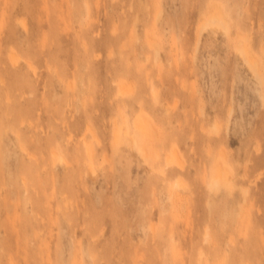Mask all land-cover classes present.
I'll use <instances>...</instances> for the list:
<instances>
[{
  "label": "rangeland",
  "instance_id": "rangeland-1",
  "mask_svg": "<svg viewBox=\"0 0 264 264\" xmlns=\"http://www.w3.org/2000/svg\"><path fill=\"white\" fill-rule=\"evenodd\" d=\"M0 264H264V0H0Z\"/></svg>",
  "mask_w": 264,
  "mask_h": 264
},
{
  "label": "bare ground",
  "instance_id": "bare-ground-1",
  "mask_svg": "<svg viewBox=\"0 0 264 264\" xmlns=\"http://www.w3.org/2000/svg\"><path fill=\"white\" fill-rule=\"evenodd\" d=\"M159 10V8L157 9ZM161 10V9H160ZM159 10V13L161 14V11ZM156 13V12H155ZM156 15H159L158 13L155 14V18H158ZM206 28H212V29H221L223 30L224 32L226 33H229L230 32V29H231V23L230 21L228 20V18L225 16L223 10L221 9V7L217 4H210L207 8V13H206V16L201 19L198 23H197V27H196V31H195V46L198 45V42H199V38H200V34L202 31H204ZM234 37L235 39L239 38L240 35L238 33H234ZM149 39V38H148ZM150 42L152 43L153 41H151L150 39ZM155 42V41H154ZM149 43V42H148ZM150 43V44H151ZM149 44V45H150ZM154 44V43H153ZM151 44V46L153 45ZM157 48H155L156 50ZM238 52L240 53L243 61L248 65V67L252 70V72L254 73V75L257 77V78H260L261 77V72H260V69H259V65H258V62L257 60L250 54V51L248 49V47L246 46H240L238 48ZM121 87V86H120ZM119 87V88H120ZM118 88V89H119ZM131 89V88H130ZM132 90V89H131ZM130 90V91H131ZM129 90H127L128 92ZM132 92V91H131ZM230 110V109H229ZM230 115V114H229ZM141 118V117H140ZM145 118V117H144ZM143 120V118H142ZM138 121V122H135L134 123V127L139 130V131H142V132H146V129H147V126H146V122L143 123V121H145V119L143 121ZM145 124V125H144ZM91 131V130H90ZM93 132V131H91ZM92 134V133H91ZM115 136L116 138L118 137V131L117 129H115ZM94 138V137H93ZM88 148H89V144H88ZM142 149V148H140ZM143 151V150H141ZM144 152V151H143ZM142 152V153H143ZM141 153V154H142ZM147 153V152H146ZM145 153V154H146ZM146 157V156H145ZM174 158V156H172ZM62 158V157H61ZM172 158V159H173ZM61 160V159H60ZM167 161V160H166ZM170 163H167L166 164H171V163H174L172 162L171 160H169ZM174 161V159H173ZM176 161V160H175ZM177 162V161H176ZM175 164H178V166H181L179 165V163L177 162ZM217 166H221L220 164H218ZM216 168V175L211 179L209 185H212L213 183H218L219 181H223L225 182L228 178V172L227 170L225 171L224 167L222 166L223 169H220V168ZM224 170V171H223ZM227 173V174H226ZM177 180V179H176ZM175 181V180H174ZM179 182V180L177 181V183ZM173 184L175 183L172 182ZM176 185H179L177 184ZM182 184V183H181ZM180 184V185H181ZM174 186V185H173ZM178 187V186H176Z\"/></svg>",
  "mask_w": 264,
  "mask_h": 264
}]
</instances>
